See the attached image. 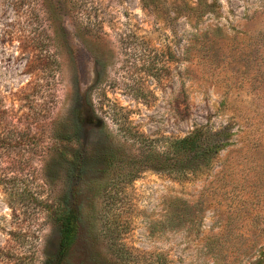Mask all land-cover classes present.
I'll return each mask as SVG.
<instances>
[{"label": "rangeland", "instance_id": "374dc122", "mask_svg": "<svg viewBox=\"0 0 264 264\" xmlns=\"http://www.w3.org/2000/svg\"><path fill=\"white\" fill-rule=\"evenodd\" d=\"M229 123L211 171L162 170ZM110 153L106 192L75 170L72 264H264V0H0V264L53 263L69 168Z\"/></svg>", "mask_w": 264, "mask_h": 264}, {"label": "trees", "instance_id": "16d2710c", "mask_svg": "<svg viewBox=\"0 0 264 264\" xmlns=\"http://www.w3.org/2000/svg\"><path fill=\"white\" fill-rule=\"evenodd\" d=\"M234 134L235 133L232 131V123L219 126L218 128H213L209 125L196 126L187 135L169 140L168 148L162 159V163L164 162L162 170L169 172L173 176L176 175L175 177L178 179H185L191 174L198 175L207 169L208 171H211L216 165L220 152L231 144ZM257 147L259 146L257 145ZM77 158L79 157L77 156ZM146 158L147 163L151 164L154 163V160L156 159L152 155H149ZM87 160L88 159H80V164L77 162V164H72L69 168V173L72 176L70 177L71 182L74 174L76 175L75 170L77 171L79 167L81 170L87 169L88 173L90 169V171L92 170L94 173L98 172V177L104 178L103 182L101 181L100 183V188L102 189V192H106V181L110 178L111 170H115L111 169V167L114 168L118 165L117 154L110 153L109 155L104 156L102 163L104 161L105 168H101L102 170L99 168L95 171V168L88 166L89 164ZM141 163L144 164L146 162L141 160ZM140 165L135 164L130 166V174H133V176L136 177L139 173L138 170L141 168ZM256 166L259 167L257 168L259 170L264 167V163H259ZM119 174H121V172H119ZM88 175L90 178V180H88L89 184V181L91 182L95 176H91L92 173L91 175ZM121 175L125 174L122 173ZM223 176L226 177L225 173ZM72 184L73 182L65 194V203L56 207L55 210H51V216L54 218L59 229V244L57 254L52 264H72L71 257L73 255V247L80 239V229L82 223L86 220L84 219L85 204H83L82 201L75 205L69 204L70 199H73L75 195L78 197L79 193L82 191L81 189L74 188ZM88 184L86 185L88 186ZM184 210L185 213L174 212V217H181V220L186 221L191 210L188 207H184ZM115 253V255H117L115 256V260L109 259V263H99L90 258V260H92L91 264H130L123 258L124 251L118 248Z\"/></svg>", "mask_w": 264, "mask_h": 264}]
</instances>
